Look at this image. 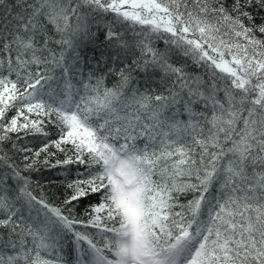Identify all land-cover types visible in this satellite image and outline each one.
I'll return each instance as SVG.
<instances>
[{"label": "snow or ice", "instance_id": "1", "mask_svg": "<svg viewBox=\"0 0 264 264\" xmlns=\"http://www.w3.org/2000/svg\"><path fill=\"white\" fill-rule=\"evenodd\" d=\"M0 264H264V0H0Z\"/></svg>", "mask_w": 264, "mask_h": 264}, {"label": "trees", "instance_id": "2", "mask_svg": "<svg viewBox=\"0 0 264 264\" xmlns=\"http://www.w3.org/2000/svg\"><path fill=\"white\" fill-rule=\"evenodd\" d=\"M92 202L95 203V200H93Z\"/></svg>", "mask_w": 264, "mask_h": 264}]
</instances>
